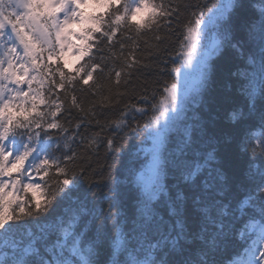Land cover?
Instances as JSON below:
<instances>
[{"label":"snow or ice","instance_id":"obj_1","mask_svg":"<svg viewBox=\"0 0 264 264\" xmlns=\"http://www.w3.org/2000/svg\"><path fill=\"white\" fill-rule=\"evenodd\" d=\"M86 2L0 0V264H264V0H248V3L212 0L210 4L208 0L204 3L197 0L195 4L102 0L109 11L89 18L93 26L83 37L85 47L78 49L82 56L89 55L90 61L95 57L90 55L94 45L89 41L96 33L111 45L122 29L134 31L140 37L154 28L159 30L161 19L170 28L173 21L179 24L181 9L188 10L181 25L179 51L172 59L175 64L179 57L181 63L169 70L172 79L164 81L159 99L156 92L152 93L151 102L143 95L140 99L147 107L128 104L119 119L110 122L120 130L128 126L125 118L130 111L142 116L152 113L143 128L139 124L132 128L133 132L143 131L145 138L152 141V179L149 183L137 184V206L132 213L131 227L120 208L113 204L108 216L99 223H96L98 217L81 208L67 220L53 225L51 232L42 228L37 235L29 230L16 238V233L24 227L21 222L48 213L54 202L58 203V197L63 199L70 194L78 184L77 170L85 174L86 170L77 163L81 157L72 148L78 133L64 137L62 146L48 135L52 129L68 132L56 118L65 110L69 96L70 106L84 114L75 125L77 129L85 121L92 123L89 116H96L92 107L85 111L77 101L74 91L78 79L89 90L95 88L93 95L102 88L107 89L108 95L100 100L101 107H105L112 103L110 97L119 103V97L124 95L118 90L122 75H129L128 70L140 63L133 55L139 47L138 40L124 32L123 40L131 41L132 51L125 56L124 49L129 45L123 40L118 42L121 52L116 58L122 59L123 64L119 70L109 71L104 77L107 83L101 84L93 78L97 70L104 73L98 63L82 65L76 75H71L58 63L44 62L45 56L49 61L59 60L67 44L63 39L64 27L71 21H83L80 6ZM238 10L252 15H246L237 24ZM141 11L146 12V18L134 21ZM238 31L242 32L239 38ZM210 36L213 39L202 45L201 41ZM257 38L258 51H253L249 42L255 44ZM155 40L161 37L157 35ZM228 46L240 57L247 53L250 62L247 67L251 72L233 73L243 103L228 114L231 131L217 136L209 133L199 116L191 125L184 121L189 103L195 104L210 83L207 58ZM199 48L204 51L194 65L193 54ZM100 60L103 62L104 57ZM190 69L196 72L195 79ZM34 81L38 87H34ZM113 87L117 89L115 92ZM59 90H63V98ZM41 105L45 110H40ZM257 118V128L249 129L245 135L243 125ZM95 123L100 125L98 119ZM181 124L182 130L178 128ZM41 131L45 134L43 138ZM174 131L180 132V140L170 161L165 153L170 133ZM100 135L101 132H96L91 137H80L85 151L94 149ZM254 139L259 153L252 143ZM233 143L248 156L247 168L239 175L235 170L230 172L232 154L227 148ZM221 144L226 149L223 153ZM107 149L114 150L111 137L107 138ZM57 151L60 156L56 155ZM33 171L44 181L45 193L42 198L34 193L32 200H25L18 193L41 188L39 183L31 182L22 189L18 187L20 177L27 174L30 178ZM169 173L177 179L174 187L168 182ZM239 187L245 191L234 198L233 193ZM112 207H117L115 213L111 212ZM237 242L240 250L222 258L229 245Z\"/></svg>","mask_w":264,"mask_h":264},{"label":"trees","instance_id":"obj_2","mask_svg":"<svg viewBox=\"0 0 264 264\" xmlns=\"http://www.w3.org/2000/svg\"><path fill=\"white\" fill-rule=\"evenodd\" d=\"M160 2V0H157ZM197 0H164L165 4L168 3H191L195 4ZM205 0H200V3H204ZM209 4L212 0H208ZM248 3V0H245ZM84 10L83 14L87 16L88 21L86 24L79 29V43L74 45L75 53L80 58L78 62L67 66L64 59L60 56L59 60L49 61L47 56H45L46 63L54 64L58 63L59 66L63 68L66 73L71 75H76L77 70L81 68L82 65L88 63H98L102 68H104V73H100L99 70L93 73V78L101 83H107L104 77L107 76L109 71L113 68L119 70L123 64L122 59H117L119 57L121 49L119 47V41L123 40L122 32L126 35L133 36L138 40L139 47L134 51L133 55L136 60L140 63L136 64L132 69L128 70L129 75H122L121 84L119 86V92L124 93L123 96L119 97V103L115 102V98L110 97L112 103L101 107L100 100L103 96H107L108 92L106 88H102L99 92H95V88L92 90L88 89L87 85H83L82 81L78 79L77 88L74 94L77 96L78 103H81L85 111L90 107L96 112L95 117L89 116L92 120L91 124L85 123L81 124V127L77 129L75 125L82 119L83 113L78 109L72 108L70 106L71 96L65 101V110L57 116V120L68 128L67 133H63L59 130L52 129L49 130L48 135L51 137L52 141H59L62 146L64 143V137L72 135L73 133H78L77 138L72 143V148L77 151L78 156L81 157L77 163L81 164L86 170L84 175L79 173L77 170L76 181L78 184L75 188H72L70 194L61 199L58 197V203L54 202L53 207L48 213L42 214L39 217L29 218L26 221L21 222L24 226L21 232L16 233V238H19L24 232L32 231L33 233L39 235L42 228H46L48 232L53 230V225H57L61 220H67L78 209H85L86 212L91 213V215L98 217L96 223L101 220H105L108 216L110 205H117L120 208L122 216L127 217L128 226L132 225V213L135 210L137 204L135 197L138 194L137 184L141 182L142 172L145 171L149 164L150 159V148L151 140L145 138V133L143 131L133 132L132 128H135L137 124L143 128L144 123L147 121L148 117L152 114L148 112L147 115L142 116L140 113L130 111L128 116L125 118L128 122V126H122L120 130L115 128L110 122L117 120L120 117L121 111L128 104H135L137 107H147L140 99L141 96L147 95L149 97V102L152 100V93H157V99H159V93L162 91L163 83L165 80H171L172 76L169 75V70L173 66H178L179 57H176L175 64L172 63L173 57L177 51H179L178 43L182 39L181 35V25L188 15V10L181 9L183 15L180 17L179 24L173 21L170 27L165 25L163 19L160 20L161 27L159 30L153 29L143 33L140 37H136L134 31H127L122 29L117 32L116 37H114L113 43L109 45L106 38L101 39L99 33L94 35V39L89 41V43L94 46L91 49V56H94V60H89V55H81L82 49L85 47L83 37L86 35V30L93 26V21L89 19L96 15L104 14L109 9H107L106 4L103 10H94V12ZM246 15H252V13L246 10H238L237 13V24L242 23ZM105 19L107 17L105 16ZM169 19H172L171 17ZM135 21V20H134ZM174 28L175 30H171ZM159 35L161 40H155V36ZM242 32H237V37L239 38ZM96 40H100L99 44H96ZM147 41V43H145ZM124 43L129 45L124 49V55L127 56L130 51H132L130 45L131 41L123 40ZM253 51H258V38L257 42L253 44L249 42ZM158 46V47H156ZM248 46H246L247 48ZM115 53L114 57L112 54ZM100 57H104V61L101 62ZM247 53L245 57H240L236 50L228 46L224 48L221 52L216 55L211 56L208 59V69H209V79L210 83L205 91H203L202 96L197 98L195 104L189 103L187 111V119L184 124L191 125L194 122L196 116L200 117L202 123L207 125L209 133H215L217 136L228 133L231 131V125L228 123V114L230 111L243 103V98L238 94V80L233 73L239 70L240 72H251V69L247 67ZM39 63V61H38ZM84 72H80V76H83ZM58 79V77H57ZM115 79L114 72L112 74V80ZM127 80V84L124 81ZM92 84V81H89ZM38 83L34 81V87H38ZM48 85L45 84V88ZM27 87L26 85L24 86ZM81 88L83 89L81 91ZM147 89V92H145ZM117 89L113 87L115 92ZM54 91H57L54 89ZM58 94L61 98L64 97L63 90H59ZM45 95H48L45 92ZM55 97H53L54 99ZM94 105V107H93ZM40 110H45V106L41 105ZM135 117V119H133ZM100 121L98 126L95 121ZM259 124L258 118L249 121L243 125L244 134L247 135L249 129L257 128ZM108 125V126H105ZM183 124L179 125L178 128L182 130ZM103 128V131H101ZM101 132L98 138L97 144L94 146L93 150L85 151L83 145H81L80 137H91L93 133ZM45 136L44 132L41 131V137ZM113 138L114 140V150L109 151L107 149V138ZM170 141L168 145V152L165 153L171 161L173 155L175 154V146L180 140V132L174 131L170 133ZM256 140L254 139L252 143L254 145ZM257 152L259 153V146H257ZM220 150L223 153L226 149L221 144ZM232 154V164L233 168L237 174H242L247 168L248 156L241 152L236 143H233L227 148ZM70 154V153H69ZM57 156H60V151L56 152ZM260 160L258 154L257 161ZM26 163V167L28 162ZM54 172V170H53ZM14 175H18L15 174ZM42 175V173H41ZM71 175V173H70ZM85 175L87 179H85ZM31 178L34 180L35 184L39 183L41 188L31 191V189L21 191L18 195L22 196L25 200H32L33 194L37 198H42L45 189L44 181L40 180V175L35 171L32 172ZM21 185L18 187L23 188L25 182V175L20 177ZM52 179H55L53 175ZM52 179L45 177L49 183ZM135 181V183H134ZM168 182L170 186L174 187L177 184L176 177L169 173ZM34 189V188H33ZM245 191L244 187H239L234 193V198H239L243 195ZM117 207H112L111 212L115 213ZM91 219V216L88 217ZM109 225L111 221H106ZM239 243H234L229 245L228 250L222 253V258L228 257L230 251H238Z\"/></svg>","mask_w":264,"mask_h":264},{"label":"rangeland","instance_id":"obj_3","mask_svg":"<svg viewBox=\"0 0 264 264\" xmlns=\"http://www.w3.org/2000/svg\"><path fill=\"white\" fill-rule=\"evenodd\" d=\"M104 6H105V3L102 2V0H87L86 3L80 6V10L82 11V10L89 9L88 11L94 12L95 9L98 11L103 10ZM146 15H147L146 12L141 11L137 13V15L133 18V20L140 21L142 18H146ZM84 23H85V18L83 19V21H80V20L71 21L69 22V24L65 25L64 27V31L66 35L63 37V39L67 41V44L60 56L64 59V62L67 66H70L74 64L76 61L78 62L79 60L77 53L74 52V45H77L79 43V29L84 26ZM211 39H213V37L210 36L208 40L201 41V44L202 45L208 44ZM201 51H204V49L199 48L197 52L193 54V64L194 65L196 63V60L199 58ZM210 57L207 58V62ZM180 63L181 61L179 58L178 66H180ZM190 71H193V79H195L196 72L193 69H190ZM182 83L183 81H181V84ZM151 152H152V144L150 148V154ZM150 168H151V159H149V164L146 167L145 171L142 172V175L140 178L141 181L144 183H149L152 179Z\"/></svg>","mask_w":264,"mask_h":264},{"label":"bare ground","instance_id":"obj_4","mask_svg":"<svg viewBox=\"0 0 264 264\" xmlns=\"http://www.w3.org/2000/svg\"><path fill=\"white\" fill-rule=\"evenodd\" d=\"M233 252H235V251H230V252L228 253V257L231 256V255L233 254Z\"/></svg>","mask_w":264,"mask_h":264}]
</instances>
